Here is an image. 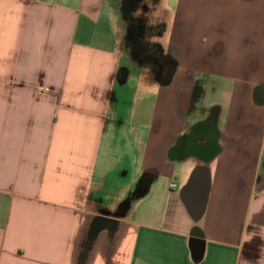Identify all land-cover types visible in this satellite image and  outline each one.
Instances as JSON below:
<instances>
[{"label":"crops","instance_id":"obj_1","mask_svg":"<svg viewBox=\"0 0 264 264\" xmlns=\"http://www.w3.org/2000/svg\"><path fill=\"white\" fill-rule=\"evenodd\" d=\"M123 1L0 0V264H264V0Z\"/></svg>","mask_w":264,"mask_h":264},{"label":"water","instance_id":"obj_2","mask_svg":"<svg viewBox=\"0 0 264 264\" xmlns=\"http://www.w3.org/2000/svg\"><path fill=\"white\" fill-rule=\"evenodd\" d=\"M124 2L125 0L123 1V6H124ZM173 73H174V68H171V71L168 75L167 78L163 79L162 80V84L163 85H168L171 80H172V77H173ZM263 89V87L259 86L256 90V92L258 91H261ZM198 176L195 174L190 183L185 187L184 191H183V195L186 199V203L188 205V208L190 210H192V214L193 216L195 217V219L198 221L200 220L202 214L204 213V210L206 208V203H207V200H208V183L206 182V180L204 178H202L200 181V183L204 186H205V190H204V196L197 199L196 202H193L192 198H191V191L194 187L197 186V183H198ZM194 235V238L191 242L192 244V250L194 252V254L197 256V257H200L202 256L203 254V243H202V236L199 232L198 229H196L193 233Z\"/></svg>","mask_w":264,"mask_h":264},{"label":"rangeland","instance_id":"obj_3","mask_svg":"<svg viewBox=\"0 0 264 264\" xmlns=\"http://www.w3.org/2000/svg\"><path fill=\"white\" fill-rule=\"evenodd\" d=\"M140 4H141V8L139 10H134L133 12H130V15L133 18H136L135 13H137L138 11H139L138 12L139 14L148 15L147 20L145 21L146 23H144L145 27L146 26L152 27L150 24L151 20L153 17L158 16L157 14H155L156 10L159 9L160 11H162L160 8L165 9V11H163L164 13L161 15L163 22L165 24H169V21L171 20V11H172L171 8L174 7V0H161V4H160L161 7L159 5L157 7V4H154L153 0H141ZM151 15H153V16H151ZM148 31H150V30H148ZM126 60H127L129 67L136 65L135 62H133L132 60L130 62V60H128V58ZM139 64H141V63L138 62V65ZM152 79H153V77H151V76H148V78H147V80L150 82L152 81ZM135 81H137V80L132 79L131 84H135Z\"/></svg>","mask_w":264,"mask_h":264},{"label":"flooded vegetation","instance_id":"obj_4","mask_svg":"<svg viewBox=\"0 0 264 264\" xmlns=\"http://www.w3.org/2000/svg\"><path fill=\"white\" fill-rule=\"evenodd\" d=\"M141 0H125L124 2V9H125V14H126V17H127V20L129 21V29H130V34L136 38L137 36L140 35L139 32H141V28H143V32H147V30H145L146 28H144V24L142 22V20L138 19V18H133L131 15H130V12L132 10H139L141 8V4H140ZM142 22V24H141ZM142 25V26H140ZM163 66L164 68L167 70H169L171 67L170 65L165 61L163 63Z\"/></svg>","mask_w":264,"mask_h":264},{"label":"trees","instance_id":"obj_5","mask_svg":"<svg viewBox=\"0 0 264 264\" xmlns=\"http://www.w3.org/2000/svg\"><path fill=\"white\" fill-rule=\"evenodd\" d=\"M134 10H132L131 12H133ZM138 19H140L139 17H138ZM140 20H142V18L140 19ZM144 23H146L145 21H144ZM144 28H146V30H148L150 27H148V26H146V27H144ZM164 28H166V25L164 24ZM146 43V42H145ZM154 46H158L159 48H161V45L160 44H158V45H155L154 44ZM144 47L146 48L147 47V44H144Z\"/></svg>","mask_w":264,"mask_h":264},{"label":"built area","instance_id":"obj_6","mask_svg":"<svg viewBox=\"0 0 264 264\" xmlns=\"http://www.w3.org/2000/svg\"><path fill=\"white\" fill-rule=\"evenodd\" d=\"M172 187H173V188H175V187H176V185H175V184H172Z\"/></svg>","mask_w":264,"mask_h":264}]
</instances>
